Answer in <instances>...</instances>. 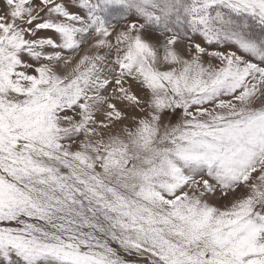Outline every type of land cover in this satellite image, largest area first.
Here are the masks:
<instances>
[{
    "label": "snow or ice",
    "instance_id": "snow-or-ice-1",
    "mask_svg": "<svg viewBox=\"0 0 264 264\" xmlns=\"http://www.w3.org/2000/svg\"><path fill=\"white\" fill-rule=\"evenodd\" d=\"M0 264H264V0H0Z\"/></svg>",
    "mask_w": 264,
    "mask_h": 264
}]
</instances>
